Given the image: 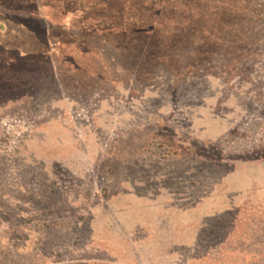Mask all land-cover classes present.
<instances>
[{
	"label": "rangeland",
	"instance_id": "obj_1",
	"mask_svg": "<svg viewBox=\"0 0 264 264\" xmlns=\"http://www.w3.org/2000/svg\"><path fill=\"white\" fill-rule=\"evenodd\" d=\"M183 1L0 0V264H264V0Z\"/></svg>",
	"mask_w": 264,
	"mask_h": 264
},
{
	"label": "trees",
	"instance_id": "obj_2",
	"mask_svg": "<svg viewBox=\"0 0 264 264\" xmlns=\"http://www.w3.org/2000/svg\"><path fill=\"white\" fill-rule=\"evenodd\" d=\"M185 1V0H184ZM183 1V3L185 4V2ZM182 2V1H181ZM164 3H165V1H164ZM171 26L172 25H174V26H176L175 28L174 27H170V28H166V29H162L164 32H169V31H174V30H176L177 32H185L187 29H188V25L185 23V22H182L180 25L178 24V22H171V24H170ZM181 28H180V27ZM147 27H145V26H139L138 28H136V27H133L132 26V28L130 29V30H132V31H135V32H138V33H144V32H149L148 31V29H146ZM151 28H153V27H151ZM150 30V29H149ZM152 30H154V29H152ZM216 36V35H215ZM217 37V36H216ZM217 39V38H216Z\"/></svg>",
	"mask_w": 264,
	"mask_h": 264
}]
</instances>
